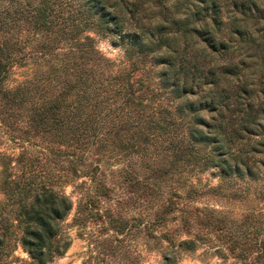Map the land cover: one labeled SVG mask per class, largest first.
I'll return each mask as SVG.
<instances>
[{"label": "trees", "instance_id": "obj_1", "mask_svg": "<svg viewBox=\"0 0 264 264\" xmlns=\"http://www.w3.org/2000/svg\"><path fill=\"white\" fill-rule=\"evenodd\" d=\"M89 29L114 36L120 62L98 51ZM17 67L24 74L6 80ZM0 111L79 161L92 145L99 155L149 153L152 222L177 211L186 225V237L164 233L166 262L194 249L202 227L240 247L242 225L181 202L195 191L186 175L168 179L209 166L220 179L264 178V0H0ZM11 158L0 151V190L16 204L0 221V259L18 241L22 264H44L69 243L60 221L71 200L33 187L32 161L15 168ZM12 220L20 228L10 241Z\"/></svg>", "mask_w": 264, "mask_h": 264}, {"label": "rangeland", "instance_id": "obj_2", "mask_svg": "<svg viewBox=\"0 0 264 264\" xmlns=\"http://www.w3.org/2000/svg\"><path fill=\"white\" fill-rule=\"evenodd\" d=\"M87 33L101 54L114 62L121 61L122 48L111 41L113 35L104 36L91 29ZM22 70L15 68L6 80L19 79L24 74ZM6 113L0 111V130L9 132V126L13 129L12 135L0 134V151L12 155L10 164L15 168L32 161L36 173L33 187L51 185L71 200V207L60 221L69 243L62 253L44 264H264V178L254 184L246 181V177L220 179L213 166L193 168L170 177L168 182H183L186 175L184 181L195 190L189 198H179L181 202L188 200L199 209L212 208L214 214L225 216L231 228L238 224L247 232L240 245L244 249L240 251L228 232L224 235L222 230L202 227L197 229L196 247L182 249L168 263L161 254L167 243L164 233L171 234L174 240L186 237V225L177 211L164 224L152 222L154 207L147 176L149 153L140 156L135 151L123 155L117 151L99 155L92 145L79 161L65 151H50L51 142L34 133L23 118L11 122L9 117L11 125H7L1 119ZM70 158L76 170L71 168ZM15 206L6 202L0 190V221L4 217L9 221ZM12 222L10 241L20 228L15 220ZM194 230L191 227V236ZM28 260L27 252L15 241L0 264H22Z\"/></svg>", "mask_w": 264, "mask_h": 264}]
</instances>
